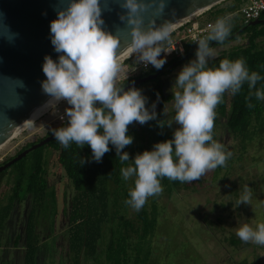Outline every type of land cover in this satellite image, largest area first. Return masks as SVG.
Segmentation results:
<instances>
[{"label": "clouds", "instance_id": "9594fccd", "mask_svg": "<svg viewBox=\"0 0 264 264\" xmlns=\"http://www.w3.org/2000/svg\"><path fill=\"white\" fill-rule=\"evenodd\" d=\"M63 5L57 10V18L50 23V38L54 50L59 54L54 60L44 57L42 66L46 77L41 82L43 91L52 100L65 101L68 107L61 119L66 118V126L52 128V135L65 149L75 143L81 149L87 145L92 150V160L99 163L111 147L121 164L131 161L121 168L124 180H134L125 201L139 211L151 196L163 191L161 178L170 181L193 182L207 171L223 166L232 155L225 153L224 146L212 136L215 108L222 102L225 92L235 95L247 82L249 97L264 100V90L256 88L264 79L257 72H249L243 58L231 61L223 59L218 67H210L209 60L215 58L211 42L223 44L231 32L228 17L217 18L210 25L209 34L196 40L198 47L195 58L182 66L172 87L175 115L172 120L158 121L159 126L178 127L173 138L157 142L152 150L137 153L130 159L124 149L133 143L128 135L129 125H141L157 119L156 103L147 107L148 98L138 88L117 87L118 73L122 70L118 50L121 33L131 35L130 48L137 61L145 66L151 64L157 70L166 63L160 58L162 47L170 37L171 24L157 25L151 19L145 26V14L156 5V0H123L126 9L121 20L125 28L113 35L102 27L100 0H60ZM163 0L159 9L162 10ZM171 51V50H170ZM248 98H246V101ZM247 106L254 107L250 102ZM167 115V107L163 110ZM86 159H81L83 165ZM252 189L244 185L236 206L251 205ZM238 238L264 246V222L255 228L248 223L236 230Z\"/></svg>", "mask_w": 264, "mask_h": 264}, {"label": "trees", "instance_id": "16d2710c", "mask_svg": "<svg viewBox=\"0 0 264 264\" xmlns=\"http://www.w3.org/2000/svg\"><path fill=\"white\" fill-rule=\"evenodd\" d=\"M225 1L203 13V15L207 14L206 20L213 23L217 18L231 15L228 17L231 27L229 37L223 44L213 41L211 46L216 48L229 45L242 37H245L247 41L245 45L235 46L228 52L224 51L218 60L210 61L211 67H218L223 59L235 61L243 58L250 73L255 71L264 77V13L258 19V23H245L242 18L239 20L238 16H235L238 14L241 1L233 0L232 5L221 7L220 4ZM197 47V44L185 43L184 53L165 59L166 63L161 69L157 70L152 67L150 70L140 71L116 85L125 87L137 79L153 74L157 75L135 88L152 84L148 95L157 103L158 107L156 110L157 119L152 120V123L159 142L172 139L174 132V130H168L166 125L161 128L158 123V121L166 123L163 110L172 99L165 95L164 77L192 60ZM258 89L264 90V79L258 81L256 88L252 91ZM249 91L248 83L245 82L235 95L228 92L223 94L222 102L215 108L212 130L214 140L217 126L223 124L234 138L243 139L246 142H250L256 135L264 132V100H258L254 95L249 97ZM246 98H248L247 101ZM248 102L254 107L249 108ZM63 125L65 126L66 122L54 128ZM51 130L44 137L23 146L14 156L0 163V166L35 143L52 135ZM128 135L134 138L133 143L124 149L129 153L130 159H134L137 153L152 150L155 144L138 139L136 130L133 132L128 129ZM110 148L111 150L102 158V162L97 163L92 160V150L89 146L85 145L81 149L73 142L69 148L65 149L54 138L42 147L32 150L27 156L0 173L1 190L2 177L7 175L10 168L14 167V170H11L9 174L10 181L8 180V182L11 183V186L8 193L2 195L0 191V264H15V261L20 258L22 264H43L44 247L46 244L49 245L50 238L55 240L52 230L57 224L58 201L56 190L50 186L47 178L50 149L53 150V153H57L58 163L64 169L72 187L64 234V238L68 242L66 256L70 259L71 264H80L83 260L98 255L101 244L106 241V232L109 234L105 251L107 262L129 264L135 258V251L136 255L141 257L143 253L140 248L145 242L144 240L153 237L157 230L159 210L154 203L151 209L144 205L135 212L134 217L128 216L131 206L125 201L130 198L129 191L125 190L122 193L119 187L123 182L121 168L130 164L131 161L121 164L119 157L116 156L115 148L111 145ZM82 158L88 162L82 165L80 163ZM161 184L170 191H174L181 187H187L188 182L170 181L164 177L161 178ZM22 206H24V217L20 223ZM45 217L49 218L47 227H45ZM45 238L48 239L47 242L44 241ZM232 241L235 244L240 243V239L233 238ZM53 242L50 245H53ZM12 249L14 251H11ZM149 254L150 251L148 256H150ZM148 256L145 254L147 259ZM137 260L139 261V258ZM137 260L135 264H138Z\"/></svg>", "mask_w": 264, "mask_h": 264}, {"label": "rangeland", "instance_id": "374dc122", "mask_svg": "<svg viewBox=\"0 0 264 264\" xmlns=\"http://www.w3.org/2000/svg\"><path fill=\"white\" fill-rule=\"evenodd\" d=\"M232 2L233 0H226L220 6L228 7L234 3ZM235 16L241 19V15L235 14ZM199 19L207 21V14L201 15ZM246 41V38L242 37L229 45L213 48L215 58L210 59L209 62L218 60L224 51L228 52L235 46L245 45ZM133 54L131 56H134ZM160 58L169 59L164 58L163 55ZM119 63L122 65V70L118 73L116 85L130 75L140 72L139 70L130 72L136 66L132 57ZM182 66L164 77L165 95L170 98L173 97L172 87ZM209 66L211 67L210 63ZM151 88L152 84L138 88L148 98L147 107L149 109L155 102L148 95ZM67 107L65 101L57 103L31 126L29 125L25 131H21L10 139L0 149V163L14 156L26 144L44 137L49 130L61 124V116L64 115ZM157 108L156 103V110ZM173 117L174 107L173 102L170 101L167 104L166 122L172 120ZM166 127L168 130H175L178 125L173 124L171 127L166 125ZM128 129L133 132L136 130L138 139L143 142H159L152 120L144 125L134 122L129 125ZM215 141L224 146L225 153L231 152L232 154L226 160L225 165L207 171L200 179L188 182L187 187L174 191H170L161 184L163 191L147 199L145 205L148 209H151L155 203L159 210L157 230L153 237L144 240L140 248L143 253L141 257H138L135 251V258L129 264H135L137 258H139L138 264H264V246L252 242L247 244L241 240L239 244H235L232 241L233 238L239 239L236 230L240 225L248 223L255 228L258 223L264 222V132L256 135L250 142H246L243 139L234 138L223 124L217 126ZM48 155L47 178L50 186L56 190L58 213L56 227L52 230L55 240L51 238L44 240L54 242L53 245L49 243L44 247L43 264L45 262L46 264H71L66 256L68 242L64 234L72 187L64 169L58 163L57 153H53L50 149ZM11 170H14V167L2 177L0 190L2 195L8 193L10 189L11 183L8 180L10 181ZM244 185L252 189L251 205L241 204L237 207L236 200L240 197ZM133 187V179L130 178L127 181L123 179L119 190L123 193ZM20 210L22 211L20 223H22L24 206ZM128 212L129 217H134L136 210L131 207ZM44 219L45 227H47L49 218ZM45 235L47 236V233ZM108 238L109 234L106 232V241L101 244L98 255L85 259L80 264H115L106 261L105 251ZM149 251L150 256H148ZM21 261V258L17 259L15 264H22Z\"/></svg>", "mask_w": 264, "mask_h": 264}, {"label": "water", "instance_id": "95a60500", "mask_svg": "<svg viewBox=\"0 0 264 264\" xmlns=\"http://www.w3.org/2000/svg\"><path fill=\"white\" fill-rule=\"evenodd\" d=\"M222 1L163 0L162 10L157 11L161 0H156V5L145 14V26L149 20L155 19L157 25L167 21L172 27ZM122 3L123 0H100L102 27L113 35L125 28L121 16L126 9ZM62 6L60 0H0V142L5 141L17 126L51 99L42 89L41 82L46 79L42 66L46 55L58 59L59 54L51 43L50 23L57 18V10ZM258 22L252 21L253 24ZM120 35L118 57L131 44L130 32ZM156 76L137 79L125 86V90ZM53 139L54 136L50 135L19 153L0 166V173Z\"/></svg>", "mask_w": 264, "mask_h": 264}, {"label": "built area", "instance_id": "2783aa9c", "mask_svg": "<svg viewBox=\"0 0 264 264\" xmlns=\"http://www.w3.org/2000/svg\"><path fill=\"white\" fill-rule=\"evenodd\" d=\"M240 1L241 6L238 10V14L241 15V18L245 23L258 20L264 13V0ZM201 15H203V13L188 18L171 30L169 40L165 41L162 45L164 50L169 52H162L161 55L164 57L180 56L185 51V43L196 45V40L206 37L211 31L209 26L213 25L214 23L211 21H202L199 19ZM133 55L134 56L130 55V57H127H132L134 63L136 64L135 68L131 69L130 72L133 73L137 70L147 71L153 67L151 64L145 66L143 62L138 63L135 53ZM127 58L123 59L122 62H125ZM61 122H66V119L64 118V121L61 119Z\"/></svg>", "mask_w": 264, "mask_h": 264}, {"label": "bare ground", "instance_id": "6f19581e", "mask_svg": "<svg viewBox=\"0 0 264 264\" xmlns=\"http://www.w3.org/2000/svg\"><path fill=\"white\" fill-rule=\"evenodd\" d=\"M181 22H179L177 25H179ZM177 25L172 26L171 30H173ZM134 52L131 48H128L123 54H121L118 58H119V62H121L123 59L129 57L130 55H132ZM52 100L49 99L46 103H44L43 105H41L36 111H34L27 120H25L22 124H20L19 126H17L11 133L10 135L7 137V139L5 141L0 142V149H2V147L7 144V142L12 139L13 137L17 136L19 133H21V131H25L27 127H29V125L31 126V124L36 121L38 118H40L41 116H43L44 113H46L47 111H49L53 106H55L57 103L55 102H50Z\"/></svg>", "mask_w": 264, "mask_h": 264}]
</instances>
